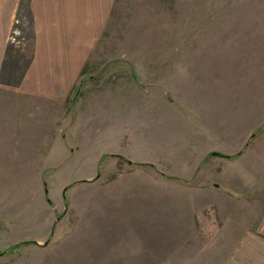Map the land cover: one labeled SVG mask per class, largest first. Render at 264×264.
<instances>
[{
    "label": "rangeland",
    "instance_id": "1",
    "mask_svg": "<svg viewBox=\"0 0 264 264\" xmlns=\"http://www.w3.org/2000/svg\"><path fill=\"white\" fill-rule=\"evenodd\" d=\"M257 140L264 0H0V264H220Z\"/></svg>",
    "mask_w": 264,
    "mask_h": 264
},
{
    "label": "crops",
    "instance_id": "2",
    "mask_svg": "<svg viewBox=\"0 0 264 264\" xmlns=\"http://www.w3.org/2000/svg\"><path fill=\"white\" fill-rule=\"evenodd\" d=\"M256 144L255 149L263 148L260 154L264 153V143L257 140ZM242 154L238 156L237 160L242 158ZM256 162L262 170L260 176L255 177L256 180L250 183L246 177L241 179L247 187L245 193H242L243 197H253L250 204L247 202V205L251 207L247 213V217H250L249 224L242 232H236L234 239L232 238L230 241L228 238L227 253L220 264H264V156L256 155ZM240 183L238 182L239 185ZM238 194L237 196L240 197ZM243 197L241 196V201L244 200ZM232 233L235 234V232ZM227 235L228 233L225 237Z\"/></svg>",
    "mask_w": 264,
    "mask_h": 264
},
{
    "label": "trees",
    "instance_id": "3",
    "mask_svg": "<svg viewBox=\"0 0 264 264\" xmlns=\"http://www.w3.org/2000/svg\"><path fill=\"white\" fill-rule=\"evenodd\" d=\"M240 154H241V153H239L236 157H238ZM234 158H235V157H234ZM25 244H28V245H29V244H31V243H25Z\"/></svg>",
    "mask_w": 264,
    "mask_h": 264
}]
</instances>
